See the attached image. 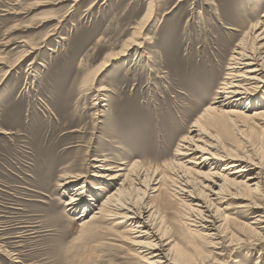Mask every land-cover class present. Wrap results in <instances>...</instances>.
Returning a JSON list of instances; mask_svg holds the SVG:
<instances>
[{"label":"rangeland","instance_id":"374dc122","mask_svg":"<svg viewBox=\"0 0 264 264\" xmlns=\"http://www.w3.org/2000/svg\"><path fill=\"white\" fill-rule=\"evenodd\" d=\"M263 11L264 0H0V264H145L122 227L81 226L121 183L94 190L106 186L93 177V160L104 155L112 174L134 163L156 171L153 185L131 197L153 209L168 248L192 258L184 264H264V172L257 196L220 206L229 235L211 241L172 197L170 168ZM138 26L142 48L87 82ZM239 130L264 162L262 121ZM65 173L84 175L90 208L69 210L85 180L67 189Z\"/></svg>","mask_w":264,"mask_h":264},{"label":"bare ground","instance_id":"6f19581e","mask_svg":"<svg viewBox=\"0 0 264 264\" xmlns=\"http://www.w3.org/2000/svg\"><path fill=\"white\" fill-rule=\"evenodd\" d=\"M150 15L146 17V22L151 18ZM142 29L139 26L133 28L131 38L123 42L118 52L107 54L100 66L86 76L87 82L100 74L109 61L117 57L122 60L135 47L142 48L143 43L135 41ZM254 30L251 36L246 33L234 48L216 96L210 107L193 124L189 134L180 140L175 160L170 166L175 172L172 197L188 210V225L201 228V235L211 241L229 235L228 221L220 206L232 200L255 197L261 189L260 175L264 172V162L254 156L253 152L256 151L239 129L250 118L262 121L264 125V108L262 112L253 114V117L246 115L251 109L264 106V95L260 93L264 88V11ZM249 40L257 42L254 48L248 49L246 46ZM105 91L108 90H98ZM213 128L217 130L216 134L209 132ZM176 140L175 136L173 141ZM93 162V168L97 169L93 177L103 180L106 185L94 190L104 192L116 182L121 183L115 191L108 193L99 211L92 214L90 219L87 218L82 228L96 226L104 221L110 222L115 228L122 227L128 235L123 241L136 247L145 264H175L174 260L181 264L192 263L190 256L177 249L172 252L168 248L171 242L168 243L164 233L157 229L154 212H151L153 209L147 204L142 205L138 198L132 200L133 193L147 191L153 185L155 175L151 174L156 171L140 168L134 163L118 168L117 174H112L109 172L114 171V167L107 164L110 161L105 155L95 157ZM251 171L252 176L246 178L245 174ZM63 177L62 186L67 189L85 180L81 174L65 173ZM86 183L85 180L72 190L73 194L67 202L70 211H75L83 204L85 208H90L94 194L86 195V188L89 187ZM150 190L158 192L159 188ZM82 217H85L84 214Z\"/></svg>","mask_w":264,"mask_h":264}]
</instances>
